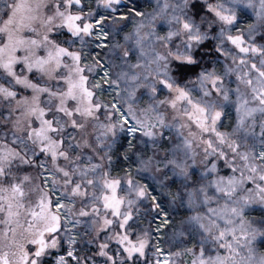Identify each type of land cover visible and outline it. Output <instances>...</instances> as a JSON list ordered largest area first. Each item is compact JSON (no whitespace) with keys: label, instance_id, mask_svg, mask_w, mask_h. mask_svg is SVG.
Listing matches in <instances>:
<instances>
[{"label":"snow or ice","instance_id":"6c2138e0","mask_svg":"<svg viewBox=\"0 0 264 264\" xmlns=\"http://www.w3.org/2000/svg\"><path fill=\"white\" fill-rule=\"evenodd\" d=\"M185 258L264 264V0H0V264Z\"/></svg>","mask_w":264,"mask_h":264},{"label":"trees","instance_id":"16d2710c","mask_svg":"<svg viewBox=\"0 0 264 264\" xmlns=\"http://www.w3.org/2000/svg\"><path fill=\"white\" fill-rule=\"evenodd\" d=\"M182 217H183V212L181 211L178 215H173V216L170 217V218H172V219L178 221V220L181 219ZM144 227H148L147 222H144ZM167 233H168V228H166V230H165L164 232H162L163 237H162V239H161V246H162V247H165V248L168 247V245L165 243V241H166L167 238H168V237H167ZM153 235L155 236L156 234L153 233ZM101 239H103V234H101ZM93 247H94V246H93ZM187 260H188V258H185L186 264H187Z\"/></svg>","mask_w":264,"mask_h":264},{"label":"rangeland","instance_id":"374dc122","mask_svg":"<svg viewBox=\"0 0 264 264\" xmlns=\"http://www.w3.org/2000/svg\"><path fill=\"white\" fill-rule=\"evenodd\" d=\"M101 54L103 55V53H101ZM108 98L110 99V97H108ZM149 219H151V218H149ZM157 225H161V219L160 218H157L155 221L152 222V225H151L152 229H155L157 227ZM161 227H162L161 232H159V233L153 232V233L156 234L155 236H159L162 238L163 237L162 232H164L166 230V228H163L162 225H161Z\"/></svg>","mask_w":264,"mask_h":264}]
</instances>
